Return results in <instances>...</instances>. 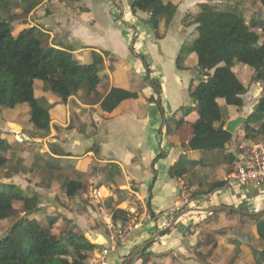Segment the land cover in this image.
<instances>
[{"label":"crops","instance_id":"1","mask_svg":"<svg viewBox=\"0 0 264 264\" xmlns=\"http://www.w3.org/2000/svg\"><path fill=\"white\" fill-rule=\"evenodd\" d=\"M233 1L240 4V0ZM164 2L174 5L176 12L169 23L158 17V29L154 30L148 23V14L131 12L129 0H0L1 19L12 30L16 28L18 34L34 27L44 35L43 46L69 50L82 64L92 62L93 52L103 58L99 83L95 87L83 86L66 102L38 84L35 98L49 104L47 134L34 130L25 105L1 112L5 132L0 138L10 146L4 155L10 168L3 170L1 177L5 184L38 196L40 212L36 218H57L54 233L69 226L95 249L106 242L103 214L112 218V212L120 210L127 217L125 209H131L147 222L149 217L159 216L174 206L179 179L187 185L194 177L190 191L198 196L192 206L184 213L145 223L117 255L109 257L110 264H123L158 232L161 233L147 253L135 255L132 264H261L254 252L264 250V239L257 227L264 213L255 222L242 211L260 212L264 196L240 188L213 187L227 179L250 147L264 143V134L247 139L242 124L225 145L236 162L196 167L192 177L173 175L179 159L199 161L203 151L191 152L187 146L194 137L191 125L199 119L195 111L185 117L184 125H174V119L182 116V108L196 107L189 87L192 80L194 85L198 83V59L194 53L183 56L180 69L176 62L182 46L193 42L199 6H213L221 1ZM140 56L145 58L147 67ZM232 71L246 93L243 106H232L235 111L231 113H224L223 99L217 100L226 123L240 116L246 121L264 98V83L254 80L257 72L253 68L236 64ZM155 83L157 94L152 86ZM112 88L135 93L137 98L126 99L112 112H104L100 103ZM262 123L264 115L262 121L251 125L252 135ZM73 180L81 183V189L70 199L64 188ZM93 190L103 194L99 209L88 198ZM244 202L252 211L244 209ZM211 207L236 211L196 210ZM14 208V216L21 217V207ZM11 224V220L2 221L0 232H6ZM127 247L128 252L123 253ZM89 257L90 254L85 264Z\"/></svg>","mask_w":264,"mask_h":264},{"label":"trees","instance_id":"2","mask_svg":"<svg viewBox=\"0 0 264 264\" xmlns=\"http://www.w3.org/2000/svg\"><path fill=\"white\" fill-rule=\"evenodd\" d=\"M164 1L133 0L130 10L133 14H147L150 10L148 23L157 30L158 17L169 23L176 12L174 5ZM257 1L264 9V0ZM199 7L200 13L194 19L197 26L193 42L182 46L176 62L180 69L183 56L194 53L198 66H203L196 79L198 83L194 85L192 80L189 87V95L196 107L182 108V116L174 119V125H184L185 117L195 111L199 119L191 125L193 136L204 137L208 132H223L226 116L217 103L218 99H223L227 106H243L242 98L246 88L232 71L236 64L253 68L257 72L254 80L264 83V21L260 23L262 33L258 35L245 23L241 14L218 10L216 5L201 4ZM11 32L9 23L0 17V114L3 108L14 109L18 105H25L29 109L30 123L34 130L45 135L50 128L49 109L35 98L34 80L46 83L52 94L66 102L72 93L83 86L95 87L99 83L98 73L103 58L93 52L92 62L82 64L69 50L43 46L44 35L34 27L22 30L15 38ZM131 51L133 52V48ZM140 58L147 67L145 58ZM210 77L212 80L207 81ZM152 86L157 94L156 83ZM136 98L135 93L112 88L101 100L100 107L104 112L110 113L122 101ZM158 107L161 110L159 101ZM263 115L264 98L260 100L259 109L244 122L247 139L264 134L263 123L254 135L251 128L253 123L263 120ZM9 149V144L0 138V167L6 164L4 155ZM236 161L233 154L227 153L225 145H214L202 151L199 161L179 159L173 167V175L175 178L192 177L196 167L230 165ZM189 180L187 187L195 184L194 177ZM222 186H225V181L217 182L213 188ZM64 189L66 196L72 199L81 189V183L77 180L69 181ZM15 204L21 207L23 215L16 217L0 237V264L86 263L88 255L96 247L69 226L59 234L54 233L57 218L46 217L43 221L36 218L40 212L39 198L36 195L27 196L14 185H10L7 191L0 192V223L13 217ZM259 217L250 218L258 221ZM112 218L114 222L120 223L126 219V215L123 211L116 210L112 212ZM150 247L141 250L138 256L145 255ZM254 255L264 264V250L254 252Z\"/></svg>","mask_w":264,"mask_h":264},{"label":"built area","instance_id":"3","mask_svg":"<svg viewBox=\"0 0 264 264\" xmlns=\"http://www.w3.org/2000/svg\"><path fill=\"white\" fill-rule=\"evenodd\" d=\"M225 187L240 188L246 192L250 190L259 197L264 196V143L255 144L248 149L225 180ZM178 189L179 193L174 206L159 216L149 217L147 222L131 209H125L127 217L121 223H116L111 216L103 214L101 220L106 232V242L100 249H94L90 253L88 264H110L109 257L117 255L120 249L128 243L131 236L138 232L145 223L156 222L158 217L168 218L186 212V209L192 206L196 198L192 197L190 189L183 180H178ZM88 198L98 206L103 199V194L100 190H93ZM133 198L138 199L136 194L133 195ZM99 208L100 206H98Z\"/></svg>","mask_w":264,"mask_h":264},{"label":"rangeland","instance_id":"4","mask_svg":"<svg viewBox=\"0 0 264 264\" xmlns=\"http://www.w3.org/2000/svg\"><path fill=\"white\" fill-rule=\"evenodd\" d=\"M10 1H11V3L13 2V0H10ZM220 1L221 2L216 4V7H217L218 10L241 14L244 17L245 23L251 28L252 31H256V33H258V34L261 33L262 29L260 27V23L262 22L261 20H262V17H263L264 13H263V9H262L261 4L257 0H240V4H237V5H236V3L234 4L233 0H229V1L228 0H224V2H223V0H220ZM11 8L13 10V7H11ZM10 12H11V9H10ZM263 31H264V28H263ZM11 34H12V36L14 38L17 37L18 32H16V28L12 30ZM38 84H43L44 86H46L47 90L49 91L48 86H47L46 83H44L42 81H39V80H34L33 87H34V92H35L36 95H37V86H38ZM37 100L39 101V103L41 105H43L45 107H48L49 104L46 101H41L40 98H38ZM221 102H222L221 104H222V108H223L224 113H228V112L231 113V112L235 111L234 109H232L233 108L232 106H226L223 101H221ZM17 107H20V106L18 105ZM17 107H15V108H17ZM21 108H24L23 105H21ZM5 111H9L10 112V109L3 108L1 112L4 113ZM3 126H4V121H3V118L1 117L0 118V134L5 132L4 129H3ZM26 132H28V131H26ZM3 141L6 142V140H3ZM9 168H10V163L9 162L7 164H5L4 166L0 167V192H5V191H7L9 189L10 184H5L3 182V178L1 177L2 176L1 172L3 170L9 169ZM188 188L190 189V187H188ZM25 194H27V196L35 195V194H28V193H25ZM197 196H194V193L192 194V197H197ZM243 207L246 210L252 211L251 210L252 207H250L247 202H244ZM15 211L16 210L13 207V210H12L13 217L8 219V220L13 221L16 218L14 216ZM196 214L197 213H190V216H194ZM4 234H5V232L1 231L0 232V237H2ZM128 249H129L128 247L125 248L123 250V253H127ZM126 259H124L123 262L126 261Z\"/></svg>","mask_w":264,"mask_h":264},{"label":"water","instance_id":"5","mask_svg":"<svg viewBox=\"0 0 264 264\" xmlns=\"http://www.w3.org/2000/svg\"><path fill=\"white\" fill-rule=\"evenodd\" d=\"M131 3L132 0H129ZM150 13V10H148L147 14ZM200 69H203V66L200 67ZM212 78H207V81H211ZM81 111L85 112L86 109L81 108L79 105L77 106ZM255 111V109H254ZM245 118L243 116H240L238 118L228 120L224 130L221 134H214L212 132H208V134L204 137H197L194 136L190 142L187 144L188 149L191 152H196V151H202L210 146L214 145H226L230 139L232 138V135L235 133V130L238 126L244 124ZM263 206H264V198H263ZM197 211H203V212H215V211H221V210H233L236 211L235 209L228 208V207H211V208H203V209H196ZM244 214H247L249 216H255L259 217L264 213V207L260 212L252 213L248 211H242ZM258 227V232L259 235L264 239V219H261L257 223ZM168 229V228H166ZM165 229V230H166ZM161 232H158L154 237H152L149 241L145 242L143 245L139 246L128 258L126 261L123 262V264H128L134 257L137 255L141 250L145 249L148 247L160 234Z\"/></svg>","mask_w":264,"mask_h":264}]
</instances>
